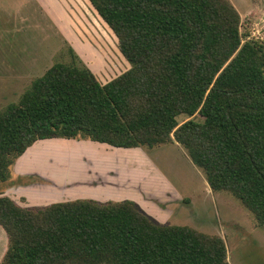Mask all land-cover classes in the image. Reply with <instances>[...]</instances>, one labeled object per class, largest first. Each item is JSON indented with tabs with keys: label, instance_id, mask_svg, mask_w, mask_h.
Instances as JSON below:
<instances>
[{
	"label": "trees",
	"instance_id": "obj_1",
	"mask_svg": "<svg viewBox=\"0 0 264 264\" xmlns=\"http://www.w3.org/2000/svg\"><path fill=\"white\" fill-rule=\"evenodd\" d=\"M89 2L131 67L102 84L70 49L71 63L35 79L0 113V187L40 140L177 142L213 192L232 193L264 228V42L243 43L228 0ZM0 227V264H230L222 237L159 224L129 200L24 208L0 195Z\"/></svg>",
	"mask_w": 264,
	"mask_h": 264
},
{
	"label": "rangeland",
	"instance_id": "obj_2",
	"mask_svg": "<svg viewBox=\"0 0 264 264\" xmlns=\"http://www.w3.org/2000/svg\"><path fill=\"white\" fill-rule=\"evenodd\" d=\"M228 1L240 15L243 43L264 42V0ZM70 49L102 84L131 67L117 36L89 0H0V111L17 103L32 82L55 63H71ZM195 119L203 121L200 116ZM184 120L186 117L180 118V122ZM56 141L29 156L51 152L52 157H47L41 168L61 188L46 196L42 207L77 199H134L163 213L167 226H187L222 237L230 264H264V228L232 193H210L204 171L189 164L184 148L182 154L172 145L127 150L92 141ZM37 143L33 147H38ZM10 173L12 178L17 176L14 167ZM166 180L178 188L185 201L172 203L161 196L168 188ZM0 235L1 261L7 243L2 227Z\"/></svg>",
	"mask_w": 264,
	"mask_h": 264
},
{
	"label": "crops",
	"instance_id": "obj_3",
	"mask_svg": "<svg viewBox=\"0 0 264 264\" xmlns=\"http://www.w3.org/2000/svg\"><path fill=\"white\" fill-rule=\"evenodd\" d=\"M22 96H21V98H22ZM10 105H12V104H10ZM9 106H7L6 109L0 111V113L5 112ZM56 140L57 139H48L45 141L40 140V142L37 141L38 143L37 142L36 143H37L38 147H36V146L30 147L21 156L22 158L19 157L16 160L15 164L12 166V168L14 167V170H15V173L17 174V176L15 178L11 177L9 183H7L6 185L4 184L0 187V195L8 196L14 202H16L19 206L24 207V208H41L44 205V204H42L43 203L42 200L47 198L46 196H48L49 194H54L55 188H57V192L60 191L58 189H61V188H60V185H58L57 181L53 178H49L48 177L49 175L47 173H45L44 168H41L42 162H44L47 157H52L51 156L52 153L46 152V151L40 152L41 154L38 153L33 158H31V159L29 158V156L32 152L38 151V149L43 151V149H46L47 146L50 147L51 144L58 142ZM165 145H172L175 148H177L182 154H184L181 150V148H183V147L180 144H178L177 142L168 143ZM137 149H140V148H137ZM137 149H133V150H137ZM127 150H131V149H127ZM43 154H45V156H44V158H41L40 156ZM39 157L42 159L41 163L38 162ZM184 157L186 158L185 155H184ZM186 160L188 161L189 159L186 158ZM188 162H189V164H193V162L191 163L190 160ZM194 166H196V165H194ZM194 166H192V167H194ZM194 169L197 170L195 167H194ZM197 172H198V170H197ZM35 179L37 181L34 182ZM41 179H43V180L46 179V180L50 181L51 184L46 185V184H44L46 182H42ZM37 182H40V183L36 184ZM165 182H166V185L168 188H165V191L160 192L162 197H167L164 199H166L167 201L172 202V203L177 202V201L183 202V200L184 201L186 200L183 198V195H181L180 191L178 190V188L176 186L169 184L167 180ZM205 182H206L208 191L210 193L212 192L214 194L215 192H213L211 190L206 179H205ZM62 192H64V190ZM87 200L98 201L97 198L87 199ZM132 201L135 202L140 207V209L142 211H144L148 216L150 215L151 217L156 219V221L153 219L155 222L162 224V225H167V224H165L164 220H162L163 219L162 218L163 213H162V215H160L157 211L149 210L148 208L143 206L140 202H137L134 199ZM98 202H100V201H98ZM169 202H167V203H169ZM58 203H62V202H58ZM52 204H54V203H52ZM49 205H51V204H49ZM49 205H47V206H49ZM0 237L2 238V235H0ZM6 241H7V243H6L7 245L6 244L4 245L5 250H4V255L3 256L1 255L2 259L4 258L5 253L8 249V237H7ZM2 259H1V261H2Z\"/></svg>",
	"mask_w": 264,
	"mask_h": 264
}]
</instances>
